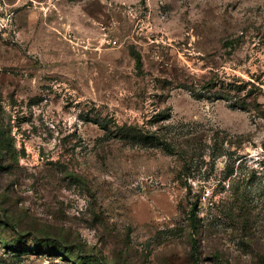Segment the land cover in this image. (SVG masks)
I'll list each match as a JSON object with an SVG mask.
<instances>
[{
    "label": "rangeland",
    "instance_id": "1",
    "mask_svg": "<svg viewBox=\"0 0 264 264\" xmlns=\"http://www.w3.org/2000/svg\"><path fill=\"white\" fill-rule=\"evenodd\" d=\"M0 264H264V0H0Z\"/></svg>",
    "mask_w": 264,
    "mask_h": 264
},
{
    "label": "trees",
    "instance_id": "2",
    "mask_svg": "<svg viewBox=\"0 0 264 264\" xmlns=\"http://www.w3.org/2000/svg\"><path fill=\"white\" fill-rule=\"evenodd\" d=\"M138 63H139V60H138Z\"/></svg>",
    "mask_w": 264,
    "mask_h": 264
}]
</instances>
